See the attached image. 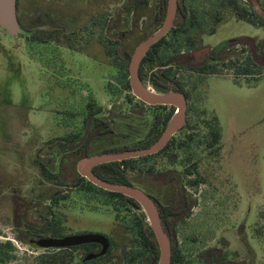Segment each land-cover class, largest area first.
<instances>
[{
  "label": "rangeland",
  "instance_id": "obj_1",
  "mask_svg": "<svg viewBox=\"0 0 264 264\" xmlns=\"http://www.w3.org/2000/svg\"><path fill=\"white\" fill-rule=\"evenodd\" d=\"M127 1L19 0L18 22L23 27L56 25L63 31L40 45L0 30V254L10 257L4 264H49L45 257L58 253L32 249L17 235L38 239L84 233L105 235L111 244L109 258L93 264H137L124 255L133 250L128 215L134 212L120 210L115 222L113 207L102 204L105 195L87 188L85 182L73 187L76 165L83 156L135 145L150 135L156 117L163 120L169 113V108L143 103L126 86L128 78L121 68L165 18L155 19L158 0H150L143 8V18L128 10ZM237 1L249 8L247 0ZM259 1L264 6V0ZM177 2L187 17L174 21L173 30L179 32L167 36L170 46L161 47L162 60L191 51L200 62L226 40L264 38L263 29L237 21L221 0ZM192 12L196 22L187 28ZM215 14L221 18L219 24L214 23ZM187 35L195 45L186 43ZM239 49L227 53L239 55ZM218 70L221 76L174 67V75L162 81V87L172 89L181 79L190 92L183 125L173 136L177 143H186L181 150L140 162L135 178L142 191L172 210L181 257L178 264H209L206 251L210 249L221 251L223 264H264V77L248 88L242 77L237 79L240 86L233 83L234 69L219 66ZM144 88L158 96L173 94L158 93L149 85ZM89 103L94 104L93 111L87 109ZM96 111L111 120L109 133L102 134L105 125L92 119L88 143L81 151L62 156L66 146L50 144L65 136L69 144L73 137H82L85 120ZM214 116L222 131L217 156L208 148V123ZM39 162L53 173L58 169L57 184L41 177ZM186 168L193 171L191 176L185 175ZM167 171L177 174L184 186L187 203L180 214L173 212L179 202L174 177L170 182L157 177ZM193 180L197 184L190 186ZM16 205L28 211L19 227L14 223ZM6 243L11 250L3 247ZM85 254L82 248L74 250V263Z\"/></svg>",
  "mask_w": 264,
  "mask_h": 264
},
{
  "label": "trees",
  "instance_id": "obj_2",
  "mask_svg": "<svg viewBox=\"0 0 264 264\" xmlns=\"http://www.w3.org/2000/svg\"><path fill=\"white\" fill-rule=\"evenodd\" d=\"M149 1L150 0H130V2H134V5L136 7L139 5V3H142L144 8L148 6ZM166 1L167 0H158L155 19L159 22H162L165 16ZM221 1L223 2L222 6L231 10V12L235 15L237 21H243L253 27L261 28L263 29V33H264V6L261 5L259 0H247L249 4L248 6L249 8L241 7L240 5H238L237 0H221ZM18 6H19V0H17L16 3L17 14H18ZM186 17H187L186 11L181 7V5L178 4L175 21L179 18L185 19ZM17 19H18V15H17ZM195 22H196L195 13L192 12L187 22V28H192ZM220 22H221L220 16L218 14H215L214 23L219 24ZM19 25L23 31V35H21L22 37H25L30 42L37 43L40 45L46 44L49 41L54 40V37L52 35L53 33L56 32L59 33L63 31L62 27L56 25L51 26L50 28L47 27L43 28L41 26L23 27L20 23ZM188 31H182L180 33L186 34ZM174 32L177 33L179 32V30L176 29L173 30L172 27L171 30L156 44H154L140 60L137 69V75L142 86L145 87L146 85H149L158 93H167L170 91L173 94H180L183 95L187 101L190 98V92L187 89H185V86L183 85V83H181V79H179V81L175 83L172 89H169L167 87H162L161 85L163 80L167 79L171 75H174L172 71L174 67L177 69H184L187 71H191L199 75H212V76H221L222 73L218 70L219 66H222L225 69H231V70L234 69L233 74L235 76V80L233 83L236 84L237 86H240V83L238 82L237 79L242 77L245 81L244 84L248 88L255 87L257 83L261 80V78L264 77V38L261 39L260 41H257L255 38H250V37H239V38L226 40L220 43L215 48H213L208 54V56L205 57L200 62L195 61L194 54L191 51H187L183 53L177 52L175 57H173L174 59H172L171 57L170 59L162 60V58L160 57L161 47L163 45L170 46V44L167 43L166 39L169 34ZM212 34H214V32H212L211 35ZM174 38L176 37L174 36ZM185 40L186 43H188V45L190 46L196 44L194 38L189 37L188 35L186 36ZM237 46H239L240 48L239 49L240 52L238 53L239 55L231 56L227 53L230 49ZM68 49L73 50V47L68 46ZM108 57L111 58L112 56L108 55ZM113 58L115 59L116 57L113 56ZM114 64L116 67L120 66L116 63V61ZM121 69L124 70L125 78H128V63H126ZM248 77H250L251 80H247ZM126 86L127 88H130L128 80L126 81ZM153 107L169 108V113L165 116L163 120H160L159 117H156L153 125V130L148 137H146L143 141L136 143L135 145L125 146L121 148H111L108 150L101 151L99 153H113V152L129 151V150H139V149L148 148L152 144H154L160 138V136L166 129L169 121L172 119L175 113V108L172 106H160V105ZM93 108H94L93 103H89L87 105L88 110L93 111ZM89 117H93V121L96 124L105 125L106 129L104 132H101L102 134H107L111 131L112 122L107 115L101 113L100 111H96V112H92L89 115ZM88 118L85 120V127ZM208 127L210 129V142L208 144V148L213 149L214 150L213 153H215V155L217 156L221 151L222 131L216 116H214L210 120V123H208ZM89 136L90 133L88 134L84 144L76 151H81V149H83L87 145ZM80 139L81 137H73V141L69 144V140L65 136L63 138L54 139L53 141L50 142V144L52 146L61 145L64 147L66 146V148H69L75 145ZM185 143L186 141H181L177 143L174 137H172L170 141L167 143V145L161 151H159L154 155L141 157L137 159L125 160L121 162H111L107 164L98 165L92 169V172L95 176L102 179L103 181L113 184H119V185L134 186L144 190L142 184H140L138 180L135 178V173L137 172L138 164L154 156H158L166 152H171L173 150H178L182 148ZM169 157L172 158V160L176 159L175 155H171ZM38 164L40 167L41 177L48 182L54 181L55 182L54 184H57L56 183L57 181L55 179L59 178L58 169H56V173H53L45 163L39 162ZM184 172L186 176H191L193 174V171H191L188 168H186ZM159 176L164 177V180L166 182H170L174 177L177 185L179 202H178V207L175 208L173 212L175 214H180L186 207V203H187L184 186L181 183L180 177L175 173H171V171H167L163 174L158 175L157 177ZM83 182L87 184L88 186L87 188L95 189L96 191L105 195V202L102 204L105 206L113 207V210L115 212V217H114L115 222L118 221L120 210L124 208H129L131 211L134 212L133 214L128 215L129 217L128 231L133 236V242H132L133 250L130 251L129 253H124V255L128 257V261L134 262L135 260H137V264H158L159 261L158 245L156 243L154 233L151 227H149L146 224V218L140 205L137 202H135L133 199L124 197L120 194L103 191L95 187L94 185H92L91 183H89L87 180L80 177L79 175H77V181L74 183L73 187L75 188L79 187ZM196 184H197L196 180L189 182L190 186H194ZM146 193L148 194L147 191ZM149 197L152 199L153 203L155 204V206L159 211L160 222L170 246V253H171L170 264H178L181 262V257L177 248L173 220L171 219V215H173L171 212L172 210L171 209L168 210L162 207V205H160V203L151 195H149ZM27 213L28 211L26 208L19 209L17 205L15 206L14 223L16 227H19L21 223L23 224L24 221L23 219L26 220ZM59 237H60L59 234L52 235V238H59ZM16 238L21 242H23L24 239H33V238H29V236L25 234L23 236L17 235ZM3 247L7 248L8 251L12 249L9 243L4 244ZM96 247H97L96 245H86L82 247H71L62 250H51V251H56L58 253L53 255H48L45 258L49 259L48 261L49 264H58L60 260L65 264H93L97 261L109 258L111 244L109 245V248L103 257L92 259L87 262H84L83 259H81V261L74 263V256H73L74 250L82 248L85 250L86 254L89 253L96 254L98 253V251L95 250ZM206 255L209 257L208 260L209 264H213L212 262H214V264H223V259H221L222 253L220 250L218 249L207 250ZM117 257L118 256H112L111 258L116 259ZM9 259L10 257L7 254H0V264L6 263ZM118 259L120 260L119 257ZM225 264H231V263L227 262Z\"/></svg>",
  "mask_w": 264,
  "mask_h": 264
},
{
  "label": "water",
  "instance_id": "obj_3",
  "mask_svg": "<svg viewBox=\"0 0 264 264\" xmlns=\"http://www.w3.org/2000/svg\"><path fill=\"white\" fill-rule=\"evenodd\" d=\"M17 0H0V30L6 32L11 37H17L23 35V31L18 23L16 13ZM177 0L166 1L165 19L161 28L153 34L151 37L143 41L132 53L128 64V81L129 87L133 96L150 106H172L177 109L170 124H174L170 128V124L160 136V138L152 144L150 147L139 150H129L113 153H100L93 156H87L80 159L77 162L76 170L80 177L87 180L95 187L110 193H117L124 197L133 199L140 207L143 202L152 212L153 225L150 227L154 233L156 243L159 250L158 264H170V246L166 235L163 231L159 214L152 199L141 189L134 186H126L113 184L95 176L92 169L95 166L107 164L111 162H121L130 159H137L141 157H147L154 155L161 151L174 134L181 128L185 119L186 99L180 94H171L169 96H160V98L154 99L143 95L139 90L141 85L137 69L142 57L146 52L162 39L172 28L174 18L177 10ZM90 121L87 122L81 139L73 146L69 147L67 151H74L80 148L87 139L89 131ZM142 208V207H141ZM25 243L35 250H62L71 247H78L86 244H98L101 246V250L97 254H89L85 260H92L102 257L106 254L109 242L106 237L100 234H76L64 236L61 238H39V239H27Z\"/></svg>",
  "mask_w": 264,
  "mask_h": 264
},
{
  "label": "flooded vegetation",
  "instance_id": "obj_4",
  "mask_svg": "<svg viewBox=\"0 0 264 264\" xmlns=\"http://www.w3.org/2000/svg\"><path fill=\"white\" fill-rule=\"evenodd\" d=\"M133 3V4H132ZM178 3V2H177ZM178 5V4H177ZM127 6H128V10L130 9H133V10H135V11H137V12H139L138 13V17L139 16H141L142 18H143V16L142 15H140V13H141V11L143 10V4L142 3H139V5L136 7L135 5H134V2H130V0H128L127 1ZM166 12V11H165ZM133 13V12H132ZM176 13H177V10H176ZM175 17H176V15H175ZM165 19V18H164ZM135 20V22H137V18H135L134 19ZM174 21H175V18H174ZM173 24H174V22H173ZM173 27V26H172ZM123 37H124V35H123ZM215 48V47H214ZM93 119V117H89L88 118V121H90V124H91V120ZM87 121V122H88ZM87 124V123H86ZM86 128V127H85ZM89 129H90V126H89ZM88 133H89V131H88ZM83 136V135H82ZM88 136V135H87ZM68 150V148H65L64 150H63V154H61L62 156L64 155V154H66V152H68L67 151ZM77 150V149H76ZM72 152V151H71ZM87 157V156H86ZM84 158V157H83ZM82 159V158H81ZM78 174V173H77ZM146 193V192H145ZM147 194V193H146ZM157 208V207H156ZM157 211H158V209H157ZM158 214H159V211H158ZM72 235H76V234H72ZM104 237H106L107 238V236H105V235H103ZM39 239V238H38ZM108 239V238H107ZM27 240V239H26ZM108 242H109V245H110V241H109V239H108ZM86 245H96L97 247H96V251H98V253L100 252V250H101V246L100 245H98V244H86ZM86 245H81V246H78V247H82V246H86ZM108 248H109V246H108ZM80 249V248H79ZM108 250V249H107ZM90 254V253H89ZM89 254H85L84 255V257H83V261L84 262H87V261H89V260H85V258L89 255ZM97 254V253H96ZM95 255V254H94ZM103 257V256H102Z\"/></svg>",
  "mask_w": 264,
  "mask_h": 264
},
{
  "label": "bare ground",
  "instance_id": "obj_5",
  "mask_svg": "<svg viewBox=\"0 0 264 264\" xmlns=\"http://www.w3.org/2000/svg\"><path fill=\"white\" fill-rule=\"evenodd\" d=\"M139 90H140V92L143 94V95H145V96H147V97H150V98H154V99H157V98H160V96H158V95H155V94H153V93H151L150 91H148V90H146L142 85H139ZM173 123L172 124H170V128L171 127H173ZM142 204V210L145 212V214H146V216H147V218H148V221L150 222V224L151 225H153V215H152V212H151V210L143 203V202H141Z\"/></svg>",
  "mask_w": 264,
  "mask_h": 264
}]
</instances>
